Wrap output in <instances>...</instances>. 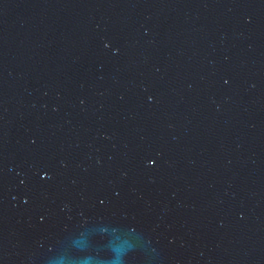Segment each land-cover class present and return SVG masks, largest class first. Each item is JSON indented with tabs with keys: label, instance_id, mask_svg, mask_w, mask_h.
Instances as JSON below:
<instances>
[{
	"label": "water",
	"instance_id": "95a60500",
	"mask_svg": "<svg viewBox=\"0 0 264 264\" xmlns=\"http://www.w3.org/2000/svg\"><path fill=\"white\" fill-rule=\"evenodd\" d=\"M0 264H264V0H0Z\"/></svg>",
	"mask_w": 264,
	"mask_h": 264
}]
</instances>
